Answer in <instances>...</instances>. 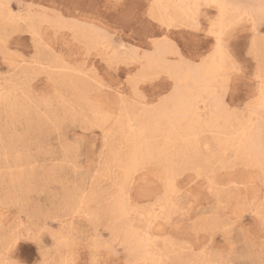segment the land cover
Here are the masks:
<instances>
[{
  "label": "rangeland",
  "instance_id": "rangeland-1",
  "mask_svg": "<svg viewBox=\"0 0 264 264\" xmlns=\"http://www.w3.org/2000/svg\"><path fill=\"white\" fill-rule=\"evenodd\" d=\"M226 1L241 5L260 2ZM150 2L152 0H0V3L10 4L13 12L24 15L28 10L37 17L42 12L48 13V22L35 23L39 27L37 36L50 40L55 52L63 57L60 62L42 52V67L27 63L36 51L34 33L22 20H16V25L7 22L2 17L4 10L0 9V36L7 31L11 53L8 57L0 54V85L4 86L0 100V258L14 246V238L24 237L10 253L20 264H67L68 261L92 264L94 259L104 264H129L132 259L124 245L126 241L119 234L111 251L102 249L95 255L93 252L94 242L113 236L109 231L114 226L111 215L102 209L110 207L116 192L111 178L116 172L111 165V143L116 147L123 145L114 137H105L92 119H63L60 133L52 134L45 118L57 112L76 111L84 116L91 113L87 104L79 99V90L76 91L69 80L72 74L90 84V90L84 93L89 95L90 102L105 111L117 112L119 102H126L119 99L117 91L123 90V97H130L128 77L133 74L131 69L138 60L144 61L148 76V82L140 89L147 100L142 107L151 108L150 105L174 86L171 77L154 70L160 64L147 65L146 57L153 53L150 41L159 39L161 34L166 35L178 51L195 53L193 63L210 51L212 38L188 25L187 19L177 20L168 28L169 33H163L165 27L150 21L146 15ZM216 15V8L201 9V28L207 17ZM128 16L133 17V22L126 20ZM247 20L245 17L234 29L229 44L244 70L243 75L232 77L224 85L227 105L241 112L255 100L259 83L257 52L252 43L264 39V28L259 23L255 28ZM49 22L52 25L49 26ZM92 23L103 31L96 28L93 31L89 28ZM81 31L97 33L100 44L93 48L86 46L79 37ZM70 34L73 42L68 44ZM121 43L126 45L125 50L120 47ZM101 45H111V54L102 57ZM171 52L169 48L165 58ZM114 54L118 58L113 57ZM66 65L78 67V71H67ZM250 117L254 118V123L259 120L252 112L247 119ZM62 138L76 146L69 159L65 158ZM204 155L207 156L205 152ZM197 165L201 175L195 169H183L177 176L181 184L177 198L181 211L153 225L155 248L162 254L160 264H208L209 261L260 264L262 226L256 212L264 200L263 175L257 168L242 164L232 152L224 166L217 162L213 175L216 185L210 190L206 182L207 167L201 162ZM145 171L147 179L137 177L130 185L131 201L137 203L139 209L155 202L153 198L146 199L147 195L162 193L163 189L157 169L146 166ZM244 186L247 192H243ZM82 200L87 202L84 209L80 207ZM238 207L241 209L239 220L227 237L213 230L208 217L216 213L231 216ZM189 227L191 231H187ZM62 240L70 241L71 247Z\"/></svg>",
  "mask_w": 264,
  "mask_h": 264
},
{
  "label": "snow or ice",
  "instance_id": "snow-or-ice-1",
  "mask_svg": "<svg viewBox=\"0 0 264 264\" xmlns=\"http://www.w3.org/2000/svg\"><path fill=\"white\" fill-rule=\"evenodd\" d=\"M21 7H23L21 5ZM163 5L152 4L150 5V11L146 13L150 21L159 23L164 27L171 28L177 23V20L172 16H163L158 14L155 10L157 8H162ZM173 7L172 5L168 6ZM178 7H184L190 9V13L187 17L186 23L198 31L206 32L213 40V48L206 54L198 58V62L193 63V59H196L195 53H190L187 50L180 52L175 48V45L168 39L166 35H160L159 39H153L150 41L153 52H158L162 46H167L172 49L171 55L165 58L164 62L158 66H155V71L157 73L166 74L172 78L174 81V86L170 92L162 95L159 100L151 105V109L154 112H163L164 110L172 109L175 99L182 93L184 89V82L181 80L172 69L175 67L188 68L196 73H199L203 77V89L204 96L206 97V103L212 106L214 113L230 116L235 122L244 124L247 120L248 113H255L256 105L259 104L261 110V128L259 135V161L260 167L264 170V48L261 49L258 55V69L256 79L259 81V98L258 101H250L248 105L245 106L243 112L239 109L230 108L224 98V85L230 81L232 77H239L243 75V68L237 62L233 56L230 49V39L233 35V31L238 24H240L244 17L241 16L239 19L234 17H229L225 13L226 8L241 7L235 5H227L220 2H210L205 4L202 2H193L185 5H179ZM216 8L218 9V14L215 17H207L206 21L201 28V9L203 8ZM0 9H3L5 14L10 18L22 20L25 24L29 23L27 19H24L23 12H13L12 6L10 4L0 3ZM248 21L255 27L257 23L264 28V0H260V12L258 20L254 19L252 16H248ZM126 20L133 22V17L128 16ZM89 27L95 31V25H89ZM107 34V33H105ZM9 35L5 31L3 36H0V54L5 57L11 55L8 46ZM73 42V36L70 34L66 43L70 44ZM34 44H35V54L33 57L27 61V63L32 64L36 67H42V52H47L51 57L56 58L60 62H63V57L55 52L54 48L51 46V41H46L44 38L37 36L34 32ZM136 51V49H133ZM147 55V54H146ZM136 66L131 69L132 75L128 77V87L131 90L130 97H121L125 100L128 105L135 107H142L147 104L146 98L141 92V87L148 82V76L144 70V61L138 60L135 62ZM67 71H78L77 68L66 65ZM91 75V74H89ZM123 107V106H122ZM92 119L98 123L108 122L110 117L106 115L101 109H94L92 113L88 116H84L79 112H64V113H54L51 116L45 118L47 129L52 134H59L60 122L63 119ZM107 135V134H106ZM64 143V155L66 159L73 156L75 152V145L71 142L63 141ZM107 143V140H106ZM141 151H146L148 155L141 159ZM234 149H230L228 145L221 144L220 152L217 159L222 158L227 160ZM202 165L207 167V178L209 183L212 182L214 171L217 165V159L213 158H199ZM114 160L116 165L121 169H132L139 170L141 166H154L157 169V174L160 177V181L163 185L162 193L157 192L154 194V203H149L145 205L140 211H143L145 215L141 217L147 223L148 228L152 226L153 219L167 218L172 213H179L181 211V203L176 198L178 189L176 187V169L180 163L173 153L167 150L166 147L147 145L146 148L142 147L140 151L133 153H116L114 155ZM211 190V189H210ZM87 206L86 200H82L80 203L81 209ZM131 203L125 192H121L117 199L115 206H110L107 209H102L113 216H118V223H124L128 220L130 215ZM241 214V209L238 207L231 216H224L221 214H213L208 217L209 221L213 225V230L221 232L228 236L235 222L239 220ZM259 216V221L262 226V240H261V256L262 259L260 264H264V200L260 202L259 208L256 212ZM109 231L113 233V236L108 240L99 239L94 242L93 252L94 255L97 254L102 249H107L111 251L112 245L115 237L117 236V231L115 228L110 227ZM187 231H191L189 227ZM186 234V233H185ZM120 238L126 241L125 247L128 248L129 252L135 257L138 252L144 247H151L152 238L148 234V231L141 230L136 232L132 230L131 232L119 233ZM25 239L24 237H17L14 240V246L8 248L5 256L0 258V264H17L15 260H12L10 253L17 245V242ZM55 239V237H54ZM62 243L71 247V243L68 240H62ZM204 254V253H202ZM67 264H73L72 261H68ZM92 264H104V261L94 259ZM129 264H145L144 261L138 259H131ZM155 264V262H153ZM208 264H225L223 261H209Z\"/></svg>",
  "mask_w": 264,
  "mask_h": 264
},
{
  "label": "bare ground",
  "instance_id": "bare-ground-1",
  "mask_svg": "<svg viewBox=\"0 0 264 264\" xmlns=\"http://www.w3.org/2000/svg\"><path fill=\"white\" fill-rule=\"evenodd\" d=\"M193 2H202V3L207 4L210 2V0H152V3L151 2L150 3L151 5L155 3V4L164 6L162 8H157L155 10L160 15H163V16L170 15L174 17L176 20H186L191 10L184 8V7H178V6L185 5L188 3H193ZM211 2H220V3L227 4V5L241 6V7L226 8L225 13L229 17H234V18L239 19V17L241 16H243L244 18L248 16H252L254 19L258 20L259 12H260V2L258 1L253 2V3H248V4L246 3L242 5L237 4V3L231 4L226 0H211ZM169 5H172L173 7L169 8L168 7ZM3 13L4 14L2 17H4L7 22H10L13 25L18 24V22H16V20L18 19L10 18L9 16L5 14V12ZM41 14L42 15L40 16L38 15L37 17L35 14L31 13V11L28 10V12L23 17L24 19H27L29 21L28 26L31 28V32L32 33L35 32L36 35L38 34L37 29L39 27L37 28V25L35 23L49 21L47 18L48 13L42 12ZM217 14H218V9H217ZM50 23L51 22H49V26L52 25V23L51 24ZM82 23L83 22H81V24ZM100 31H103V30H100ZM162 32L165 34L169 33L168 27L163 28ZM79 37L81 41L89 48H93L100 44V36L95 32H85V31L82 32L81 31L79 33ZM103 38L105 39L106 37L103 36ZM101 42H103V40ZM253 42H254V45L252 43V46L256 47L255 50L257 52V55L255 56H257L256 58H258V55L261 49L264 48V39L261 38V40H258V41L254 40ZM101 46L103 47V45ZM109 47H111V45L110 46L104 45V47L102 48L103 50L100 52L102 57L104 56L107 57L106 55H109L111 51L109 50L111 49ZM120 47L125 50L126 45L121 43ZM212 48H213V40H212V44L209 47V49L211 50ZM168 51H169V48L167 46H162L158 52H153L151 55L146 57L147 65L152 66L154 64L163 63L165 60V54ZM134 54L136 53L134 52ZM127 55L129 56L128 52H127ZM137 56H134V57H137ZM87 57L85 56V58ZM113 57L118 58L117 54H114ZM119 57H121V55ZM59 68L61 69V67ZM61 70H64V69H61ZM172 71L181 80H183L185 86H184L182 93L175 99L173 108L170 110L166 109L163 112H154L151 108H147V109L143 107L136 108L135 106L128 105L124 101L119 102V107L117 109V112H113L112 109L105 111L100 106L93 104L92 101L90 102L89 95H84V93L87 90H90V84L88 83V81H86L84 78H79V76H76L74 74H72V76L69 78L73 86L77 88L76 91L79 90V93H81V96L79 99H81L84 103L87 104V107L89 108L91 113L93 112L94 109H101L106 115L110 117V120L108 122L98 123L94 121V124L101 128L105 137H108V136L114 137V139L116 138L118 142H120L123 145V147H116L117 145L115 143H111V148H110L111 157H112L111 165L114 166L115 167L114 170H116V172H113V169H112L113 173L111 175V178L113 181L112 182L113 185L116 186V192L114 196L111 198L110 206H115L117 199L120 196L121 192H125L131 203L130 215H129L128 220L124 223H118V220H119L118 216H113L111 214L110 215H111V219L114 224L113 228L116 229L117 235L120 232L128 233V232H131L132 230H135L136 232H139L141 230L148 231V234L152 238L151 247L142 248L135 257H133L132 254L129 252L132 259L135 258L138 260H142L145 262V264H153V262H155V264L163 263L161 262L162 254L158 252V250H156L155 248L156 243H154L153 233L151 232L155 222L159 224L161 223L159 219L154 218L152 221V226L149 229L147 226V223L141 219V217H143L145 213L143 211H140V209L137 206V203L136 204L132 203L131 198H130V191H131L130 185L134 184L133 182H135L137 177L138 179L146 178V174H147V172L145 171L146 166H141L138 171L135 170L134 168L121 169L116 165L115 160H114V155L116 153L122 152L124 154H128V153L137 152V151H140L142 147L146 148V146L149 144L154 145V146L166 147L167 150L173 153L174 156L177 158V160L180 162L176 169V176H178L179 171L183 169H195L197 170V174L201 175L202 171L197 169V166H198L197 163L201 162L199 158L203 157V153L205 152V154L207 155V156L204 155V158L217 159L219 156L221 144H226L229 146L230 149H234L233 154L237 157V159H239V161H241L242 164H244L245 166L257 168L260 174L263 175V178H264V170L261 169L260 161H259V135H260L261 119H262V114L259 108V104L257 103L255 113H254L255 116L257 115L259 116L258 118L259 120L256 118L258 122L256 123L252 122L254 118L250 117L242 125L238 122H235L233 118L230 116H224V115L214 113L212 106L206 103V97L204 96V89H203V83H204L203 77L199 73H196L195 71L188 69V68L182 69L181 67H175L172 69ZM3 87L0 85V100L3 99V92H4V91L2 92ZM259 88H260V84L258 83V87L256 90V98L254 101H258ZM123 93H124L123 90L117 91V96L119 97V99L123 97L124 95ZM208 139H210L211 142ZM147 155L148 153L146 151H141V159H144ZM217 162L220 163L221 166H224L225 164V160L222 158L217 159ZM257 175L259 174H256V176ZM157 178L160 180L159 175ZM206 182L208 183L209 188L213 190L216 185L215 179L214 180L212 179V182L209 183V180L206 177ZM180 186L181 184H179L176 179V187L178 189L176 198L180 196L179 194ZM162 188H163V185H162ZM242 189H243V192H247V188L245 186L242 187ZM153 197L154 195L149 194L146 196V199H151ZM167 218H161V220L165 221V219ZM159 248L161 249V247Z\"/></svg>",
  "mask_w": 264,
  "mask_h": 264
},
{
  "label": "clouds",
  "instance_id": "clouds-1",
  "mask_svg": "<svg viewBox=\"0 0 264 264\" xmlns=\"http://www.w3.org/2000/svg\"><path fill=\"white\" fill-rule=\"evenodd\" d=\"M12 259V258H11ZM12 260H14V259H12ZM16 262H17V264H20V261H18V260H15Z\"/></svg>",
  "mask_w": 264,
  "mask_h": 264
}]
</instances>
